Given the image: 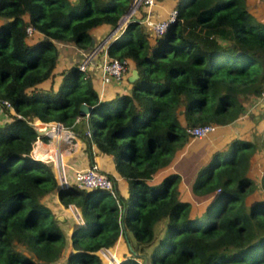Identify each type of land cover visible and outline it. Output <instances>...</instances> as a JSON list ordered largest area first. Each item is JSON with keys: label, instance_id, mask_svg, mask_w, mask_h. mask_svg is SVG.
Masks as SVG:
<instances>
[{"label": "trees", "instance_id": "16d2710c", "mask_svg": "<svg viewBox=\"0 0 264 264\" xmlns=\"http://www.w3.org/2000/svg\"><path fill=\"white\" fill-rule=\"evenodd\" d=\"M129 2L0 0V264H103L99 249L119 235L128 249L119 264H264V196L247 198L255 143L233 137L207 160H199L201 148L181 172L173 168L187 128L230 123L244 99L264 91V22L246 0H176L175 20L153 36L133 18L105 52L130 61L137 76L100 96L99 68L96 79L88 64L61 63L57 44L90 49L92 30L112 28ZM111 82L119 83L105 86ZM36 121L70 129L89 164L93 144L110 156L125 195L110 173L112 191L71 181L57 189L49 164L31 153L37 138H50L36 133ZM260 187L264 193V168ZM53 194L75 207L78 223L55 216L45 202Z\"/></svg>", "mask_w": 264, "mask_h": 264}, {"label": "crops", "instance_id": "0c3cea01", "mask_svg": "<svg viewBox=\"0 0 264 264\" xmlns=\"http://www.w3.org/2000/svg\"><path fill=\"white\" fill-rule=\"evenodd\" d=\"M246 1H247L248 10L252 13V15L258 21L264 22V0H246ZM112 28H109L103 25V26H99L93 29L92 31H94L95 38L97 39V41H101V38L104 37L106 33L108 34L110 33L111 38L114 37V35H116L117 31L114 32L115 30H112ZM127 62H128L127 63L128 70L124 78L126 76L128 77V75L130 74V71L134 69L133 64L130 61H127ZM97 68L98 67L95 65V62H93L92 60L88 62L87 69L89 70L90 73L94 74L96 79H98V73H99ZM99 82L97 81V85H96L97 92L100 96L104 95L106 97H109L112 94H114L116 90H125L129 86L128 85L129 83L125 80L124 83H119V84L116 82H111L107 86L103 87V89L101 90ZM55 84H56V81H55ZM242 104L244 106V110L236 119L224 125H216L215 130L212 133L207 134V135H210L207 138V141L210 140V143L208 144L207 147H203V153L199 157L200 161H205V160H202V157L204 156L207 157L213 150L224 147L226 143L233 137L243 138L245 140H252L251 139L252 134L250 132L249 133L247 132L246 136H244L243 134L242 129H243V125L246 124V122H250L247 124H251L254 121L256 123L255 127L257 128L258 126V129H257L258 134L262 135L263 130H264V91H262L258 96H250L244 99L242 101ZM252 114L254 115L252 116ZM250 116H252L253 120L249 119ZM39 123H40V126H39L40 128L45 126L43 123L41 122ZM58 133H59L58 136L60 134L61 136H63L64 134V132H61V133L58 132ZM253 142L255 143V149L250 157L249 165L252 164L251 158L254 157L253 155L257 151L256 150L257 143L256 141H253ZM203 143L204 141L202 140H198V139L194 140V138L189 137L187 142L185 143L183 152L173 162V168L181 172V161L190 159L193 153H196L199 149H201L200 145ZM46 145H48V148H46ZM91 149L93 152L92 162L95 163L102 172L112 174L114 176V181L116 182L119 191L123 195H125L126 182L125 180H123V178L118 176V174L116 173L110 156L104 153H101L95 147L94 144L91 146ZM59 152L61 153V160L64 164L66 178L69 181H72V174L75 169L86 167L87 165H89L87 154L84 151V143L78 137L74 135L72 136L70 135L66 139L64 137L63 138L61 137L59 139L51 137L49 138L48 142H43L42 140L37 138L32 144L31 153L37 159H40L43 162L49 164L55 177H56L55 164L57 160V153ZM261 171H263V169ZM248 172H249V169L247 170V173ZM260 175H262V172ZM258 181L260 183V180ZM56 197L57 196L55 194L49 195L47 197V200L48 199L50 200V204L48 203L47 204L51 207L53 212H55V210L58 211L56 217L59 220L61 217L63 219H67V217L70 218L72 214L71 208H70L71 204H68V206L65 207L60 201V199ZM66 229L68 230L69 226ZM123 244H124L123 240L121 236L119 235L114 245L109 248L113 251H116V254L118 256H121V253L124 252L121 249ZM60 262L64 264V260Z\"/></svg>", "mask_w": 264, "mask_h": 264}, {"label": "built area", "instance_id": "2783aa9c", "mask_svg": "<svg viewBox=\"0 0 264 264\" xmlns=\"http://www.w3.org/2000/svg\"><path fill=\"white\" fill-rule=\"evenodd\" d=\"M130 7L131 10L127 14L121 15L118 30H122L125 26V23L131 20L133 16V12L137 10L139 7H144L146 14H144L141 18H139V22L145 24L149 27L150 34L156 35L164 31L170 23L175 20L176 16V9L172 6L167 12L166 15L160 19H151L149 17V9L156 4V0H130ZM118 18V19H119ZM27 32H30V28H27ZM109 35L105 38L101 39L100 42L96 43L91 50V54H88L86 58L80 62L79 68H85L86 64L91 60L93 52L99 51L102 58L97 63V67L100 71V88L103 89V86L107 84L109 81H117L120 82L127 72V62L124 59H117V58H109L106 55L105 48L106 44L108 43ZM6 106H9L7 101H3ZM44 124V123H43ZM46 125V124H44ZM51 126L49 131L47 132L50 138H67L68 136H72L73 133L70 129L65 128L60 122H55L52 124H48ZM36 126V125H35ZM36 128H40L36 126ZM42 128V127H41ZM216 128V125L213 123H206L202 125H196L187 128V132L191 138H200L203 137L211 132H213ZM58 132H64L63 136L61 134L58 136ZM56 179L58 180H65V168L64 164L61 160V153H57V160H56ZM77 187L85 188V187H99L103 189H107L112 191L114 187V182L111 180L104 172H102L95 163L89 164L86 167L77 168L73 171L72 174V181ZM72 215L78 214L75 207L70 205ZM79 217V215H77ZM99 256L103 262V264H119L120 257L109 247L100 248Z\"/></svg>", "mask_w": 264, "mask_h": 264}, {"label": "rangeland", "instance_id": "374dc122", "mask_svg": "<svg viewBox=\"0 0 264 264\" xmlns=\"http://www.w3.org/2000/svg\"><path fill=\"white\" fill-rule=\"evenodd\" d=\"M175 3H176V0H156V4L149 9V12H148L149 17H151V19H155V20L162 18L163 16L166 15V12L172 6L175 5ZM144 14H146V11L144 10V7H139V8H137V10L135 12H133V16L131 17V19H133V18H141ZM129 21H131V20H129ZM128 22H126L125 25L128 24ZM107 34L108 33H106L104 35V37H102L101 39L105 38ZM109 39H111V36L109 37ZM98 42H100V41H96L94 44H96ZM57 46H58L59 51H60L58 57H59V61L61 63H68L69 61H72V60L78 61V62H82L86 58V56L88 54H91V50H92V47H91L90 49H87L86 51H84V50L76 48L74 45L69 44V43H58ZM101 58H102V55H100V52L99 51H95V54L93 52L91 60L93 62H95V65L97 66V63H98V61L101 60ZM124 81H125V78L122 79L119 83H124ZM253 115L254 114H252V116ZM252 116H250L249 119H252ZM4 118H5V116H4V114H3V112H2V110L0 108V122H2ZM247 123H250V122H246V124L243 125V129H242L243 130V134H244V136H246V133L250 132L252 134L251 135L252 141H256V143H257V147H256L257 151L255 150L256 152L253 155L254 157L251 158V160H252L251 163L252 164L249 165V168H248L249 172L247 173L249 175V177L253 180L254 184H255V188L253 189V191L247 195V198L249 200H252L254 198H257V197H260V196H264V193L262 192V189L260 187V183L258 181V180H261V175L260 174L262 172L261 170L264 168V142L261 140V135L258 134V131H257L258 126H257V128L255 127L256 123L254 121L251 124H247ZM34 124L36 126H40V123L38 121L34 122ZM254 132H256V133H254ZM208 136H210V135H205V136L200 137V138H194V140L198 139V140L204 141V143L200 145L201 148H202V153H203V147H207L208 144L210 143V140L207 141ZM46 148H48V145L46 146ZM204 150H205V148H204ZM209 155L207 157L206 156L202 157V160H207ZM194 161H196V159H192L193 163H194ZM190 162L191 161L189 159L188 160H184V161H181V165L189 164ZM190 180H191V178H190ZM190 180L182 181V183H181V185L183 186V189L181 190L182 191L181 192L182 196H183L184 192L188 193L187 189H189ZM189 196H190V198L192 197V195H189ZM193 197L191 198L192 201L194 200ZM61 199H63V198H61ZM45 202L50 204V200L49 199L48 200L45 199ZM194 205H195V207H197L198 203L197 204L194 203ZM54 213H55V216H57L58 211L55 210ZM71 216H72V214H71ZM62 220H63V218L61 217L60 221H62ZM73 225H74V223H73ZM73 225H72V227H73ZM163 228H164V222L163 221H159V222H157L154 225V230L156 231V233H161L163 231ZM68 231H69V229L67 230V233H68ZM155 237L156 238H155V240H153L152 244H154V242L158 239V236H155ZM121 238H122V236H121ZM122 240H123V238H122ZM130 242L131 243L134 242L132 238L130 239ZM123 243L124 244L122 245L121 249L123 251H127L128 252V249L125 246L126 244H125L124 240H123ZM150 248H151V246H147L146 248H144V253L142 254V257H143L144 261H142V259H141V261L143 263L147 261V256H148V253L150 251ZM119 251H121V250H119ZM114 252L116 253V251H114Z\"/></svg>", "mask_w": 264, "mask_h": 264}, {"label": "water", "instance_id": "95a60500", "mask_svg": "<svg viewBox=\"0 0 264 264\" xmlns=\"http://www.w3.org/2000/svg\"><path fill=\"white\" fill-rule=\"evenodd\" d=\"M130 10H131V7H130V4H129L128 9H127V11H126L125 14L129 13ZM120 18H121V17H120ZM120 18L118 19L117 23L113 26L112 30H116V29L118 28V25H119L118 23H119V21H120ZM94 45H95V44H94L93 42H91V47H93ZM136 76H137V72H136V70H135V69H132V70L130 71V74L128 75L127 79H128L129 81H133V80L136 78ZM79 113L82 114V115H83V114H88V113H89V107H88L86 104L81 103V104L79 105ZM50 128H51V126L48 125V124H46V125L43 126L42 128H35V131H36L37 134H42V133H46V132H48ZM32 155H33V154H32ZM33 156H34V155H33ZM56 183H57V189H58V188H60V187H65V186H67V185L70 183V181H69L68 179H65L64 181H63V180H58V179H56ZM89 188H91V187H85V189H89ZM77 215H78V214H76V215H74V216L72 217L73 222L76 221V222L78 223V222L80 221V219H79V217H78Z\"/></svg>", "mask_w": 264, "mask_h": 264}, {"label": "clouds", "instance_id": "9594fccd", "mask_svg": "<svg viewBox=\"0 0 264 264\" xmlns=\"http://www.w3.org/2000/svg\"><path fill=\"white\" fill-rule=\"evenodd\" d=\"M116 31H117V33H118L120 30H118V28H117L114 32H116ZM117 33H116V34H117ZM107 35H109V37L111 36L110 33L107 34ZM114 36H115V35H114ZM55 178H56V177H55ZM72 216H73V215H72ZM119 257L121 258V256H119Z\"/></svg>", "mask_w": 264, "mask_h": 264}, {"label": "bare ground", "instance_id": "6f19581e", "mask_svg": "<svg viewBox=\"0 0 264 264\" xmlns=\"http://www.w3.org/2000/svg\"><path fill=\"white\" fill-rule=\"evenodd\" d=\"M47 146V145H46Z\"/></svg>", "mask_w": 264, "mask_h": 264}]
</instances>
